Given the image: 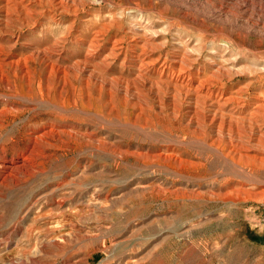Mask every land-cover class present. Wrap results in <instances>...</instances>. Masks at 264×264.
I'll return each mask as SVG.
<instances>
[{
    "label": "rangeland",
    "instance_id": "obj_1",
    "mask_svg": "<svg viewBox=\"0 0 264 264\" xmlns=\"http://www.w3.org/2000/svg\"><path fill=\"white\" fill-rule=\"evenodd\" d=\"M263 132L264 0H0V264H264Z\"/></svg>",
    "mask_w": 264,
    "mask_h": 264
},
{
    "label": "bare ground",
    "instance_id": "obj_2",
    "mask_svg": "<svg viewBox=\"0 0 264 264\" xmlns=\"http://www.w3.org/2000/svg\"><path fill=\"white\" fill-rule=\"evenodd\" d=\"M29 10V9H28ZM113 43V42H112ZM114 48V47H113ZM112 50V49H111ZM11 57V56H10ZM179 60V59H178ZM19 61V60H18ZM137 62V61H136ZM11 64V63H10ZM56 65V64H55ZM142 66V65H141ZM164 66V65H163ZM162 66V67H163ZM50 68H52V65H50ZM54 68V67H53ZM220 68V67H219ZM155 69V68H154ZM228 72V71H227ZM214 74H215V72H214ZM161 76V75H160ZM139 77H141V76H139ZM176 77H177V75H176ZM142 78V77H141ZM143 79V78H142ZM222 79V78H221ZM2 81V80H1ZM179 81H181V80H179ZM200 83H199V85H198V87L201 85V86H203L204 85V83L203 82H201V81H199ZM149 84V83H148ZM206 88V93H210L209 92V86L208 87H205ZM197 89V88H196ZM14 91V90H13ZM199 91V90H198ZM200 92H202V91H200ZM216 92V91H215ZM6 96V95H5ZM8 96V95H7ZM9 96H10V94H9ZM20 97V96H19ZM209 97H210V94H209ZM18 98V97H17ZM23 99V98H22ZM25 99V98H24ZM224 99V98H223ZM239 99V98H238ZM230 98L229 99H227L226 98V101L225 102H227V101H229L230 102ZM28 101H29V99H28ZM41 101H43V102H45V100L41 97ZM41 101H39V102H41ZM48 103V102H47ZM182 103V102H181ZM208 103V102H207ZM220 103V102H219ZM259 103V102H258ZM261 104V103H260ZM252 105V104H251ZM255 105V104H254ZM54 106V105H53ZM187 106V105H186ZM193 106H194V104H193ZM219 106V105H218ZM257 106V105H256ZM200 107V106H199ZM261 106L260 105H258L257 106V108L259 109ZM182 108V107H181ZM192 108V107H191ZM236 108V107H235ZM256 108V107H255ZM185 109V108H184ZM221 109V108H220ZM251 109V108H250ZM211 111V110H210ZM209 111V112H210ZM222 111V110H221ZM224 111V110H223ZM226 111V110H225ZM261 111V110H260ZM213 112V111H212ZM230 112V111H229ZM208 113V112H207ZM188 114V113H187ZM213 113H211V115H212ZM237 115V114H236ZM250 115L252 116H254L255 114H254V112H250ZM208 116H210V115H208ZM238 116V115H237ZM233 117V116H232ZM211 118V117H210ZM247 118V117H246ZM254 118V117H253ZM203 119V118H202ZM207 119V118H206ZM205 119V120H206ZM224 119V118H223ZM227 119V118H226ZM235 120V119H234ZM247 120V119H246ZM257 120V119H256ZM223 121V120H222ZM253 121V120H252ZM228 122V121H227ZM235 122V121H234ZM213 123H215V122H213ZM217 123V122H216ZM256 123H257V121H256ZM213 124H211V126H212ZM216 126V125H215ZM237 126V125H236ZM241 127V126H240ZM53 128L54 127H51L50 129H48L50 132H52L53 131ZM237 129H238V127H237ZM49 131H47V130H44V132H42L40 135H33L32 134V145L33 144H36V140L37 139H41V138H43V137H45L46 135H48L49 134ZM219 131V130H218ZM264 133V132H263ZM237 134V133H236ZM219 136V135H218ZM227 139V138H226ZM262 142V141H261ZM203 144V143H202ZM206 144V143H205ZM226 144V143H225ZM235 145V144H234ZM237 145V144H236ZM217 146V145H216ZM257 146V145H256ZM262 146V145H261ZM37 147V146H36ZM234 147V146H233ZM263 147H264V145H263ZM262 147V148H263ZM225 149V148H224ZM264 149V148H263ZM33 150H35V149H33ZM220 150V149H219ZM244 150V152H248V148H245L244 149V147H242V146H240V147H237V148H234V149H232V150H230L229 151V153L228 154H224V156L226 157V158H229L230 159V161H233V157L232 156H236L237 158H238V162H239V160L241 159V158H246V159H251V158H254V157H251V156H249V155H246V154H241V151H243ZM264 151V150H263ZM31 152V151H30ZM216 152V151H215ZM228 152V151H227ZM262 153V152H261ZM232 155V156H231ZM223 156V155H222ZM259 157V156H258ZM27 158H29V157H27ZM163 158V157H162ZM174 158V157H173ZM227 161H229L228 159H227ZM23 163V162H22ZM161 163V162H160ZM163 164H164V162H163ZM182 164V163H181ZM13 166V165H12ZM16 166V165H15ZM253 167V166H252ZM9 168L10 169H13L14 167H11V166H9ZM246 169V168H245ZM249 170V169H248ZM259 170V169H258ZM15 171V170H14ZM174 172V171H173ZM249 172V171H248ZM256 176H257V174H256ZM255 177V176H254Z\"/></svg>",
    "mask_w": 264,
    "mask_h": 264
}]
</instances>
